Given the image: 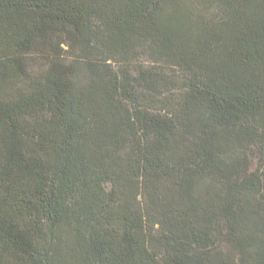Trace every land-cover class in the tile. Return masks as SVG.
Wrapping results in <instances>:
<instances>
[{"label": "trees", "instance_id": "1", "mask_svg": "<svg viewBox=\"0 0 264 264\" xmlns=\"http://www.w3.org/2000/svg\"><path fill=\"white\" fill-rule=\"evenodd\" d=\"M0 264H264V0H0Z\"/></svg>", "mask_w": 264, "mask_h": 264}, {"label": "rangeland", "instance_id": "2", "mask_svg": "<svg viewBox=\"0 0 264 264\" xmlns=\"http://www.w3.org/2000/svg\"><path fill=\"white\" fill-rule=\"evenodd\" d=\"M180 86L182 87V85H180ZM180 86H179V87H180ZM257 166H258V161H257V160H253V163H252L251 169H252V170H253V169H256ZM236 263H239V259H238V257L236 258Z\"/></svg>", "mask_w": 264, "mask_h": 264}]
</instances>
